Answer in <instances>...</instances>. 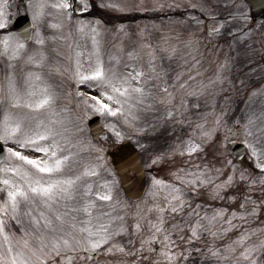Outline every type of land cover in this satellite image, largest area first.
<instances>
[{"label":"snow or ice","instance_id":"6c2138e0","mask_svg":"<svg viewBox=\"0 0 264 264\" xmlns=\"http://www.w3.org/2000/svg\"><path fill=\"white\" fill-rule=\"evenodd\" d=\"M21 2L30 13L31 21L22 32H9L2 41L4 52L13 62L25 59L26 64L42 66L45 63L46 53L43 46L49 38L45 37L41 28L46 24L58 32H63L67 27L69 35L74 28L82 38H91L93 48L87 53V66L84 62L85 50L79 45L69 57L74 61L70 69L73 78L81 83L87 82L99 92L98 95H92L91 92L78 93L83 98L85 117L89 109L101 114L110 113L115 116L127 113L130 116L137 103L145 102L146 98L152 95L143 86L145 79L152 78L144 71L134 70L121 74L116 65H105L98 39L102 24L99 20H74L75 0ZM206 4L207 0H196L191 7L202 8L206 7ZM84 5L91 6L90 0H84ZM84 5L81 10H84ZM104 6L128 11L133 4L132 0H104ZM164 6L163 3L156 4V7ZM232 7L234 14L230 15L229 19L241 26L246 25L249 20L246 0H232ZM10 9L11 0H0V30L6 29L11 16ZM223 26L221 22L213 27L212 33L218 32ZM119 29L124 30L125 25H119ZM124 34L127 35V32ZM66 38L60 36L62 40ZM51 39L55 40L56 37ZM30 41H35L38 47L32 48L25 58L24 54ZM180 43L179 36L176 37V44H171L170 36L163 39V45L170 54L175 53ZM183 43L195 50L198 42L192 36ZM143 48L150 49L151 45L144 43L141 50ZM127 55L134 58L137 53L133 50ZM115 59L119 63V57ZM132 67L135 69V65ZM152 71H155L154 66ZM41 79L38 72L29 71L21 84L13 70L7 72L0 80V145L4 147V150L0 151L3 153L0 155V185H3L0 190V264H75L77 257L85 264L93 252L127 231L124 218L114 214L118 208L126 205L117 199L113 192L114 180L103 181L99 191L88 182V178L101 168L102 148L96 149L100 153L95 158L96 163L86 164L79 172L72 171L76 167L74 158L78 153L69 149L65 154L63 145L69 141L57 128L63 121L56 118L58 114L52 109L54 94L43 85L37 88ZM136 80L140 81L139 85L133 83ZM208 83L212 85L213 81ZM186 86L187 82L181 87ZM257 91L264 93V89ZM160 92L162 95L158 96L155 102L170 106L166 109V116L173 119L177 115L183 117V101L179 105L175 104L174 93L169 92L166 87L161 88ZM45 108L49 109L51 118L48 120L40 116L41 110ZM126 122H130L127 117ZM183 122L188 123L186 119ZM256 123V118L251 117L241 126L242 133L241 129H234L224 123L222 116L217 117L210 125L207 120L197 124L193 136L170 149L171 154L182 153L191 156L205 147H211L214 153H218L214 159L220 166L203 164L193 166L194 171L180 169L177 179L188 186L189 190H195L201 185L208 186L213 194L220 198H223L227 190L233 189L235 184L241 182H247L249 189L259 186L264 194V174L256 175L253 170L238 166L228 158L230 153L224 151L230 143V137L243 134L245 139L242 142L249 150V159L256 169L264 173V123H260L258 127ZM109 127L116 132L114 125ZM116 135L123 140V133L116 132ZM5 145L15 146L5 149ZM28 149H35L42 155L26 154ZM159 159L160 157H157V160ZM152 192L154 195H162L167 208L173 213H183L185 207H190L185 199V188L179 184L156 179L153 180ZM96 198L108 202L110 212L99 211L103 205L98 204ZM229 199L237 200L238 197L234 195ZM260 208H264V200L258 202L248 195L243 197L241 210L233 211L230 217L226 218L224 209L216 210L211 215L207 212L201 215L196 209H192L186 220L174 223L169 228L164 220L165 207L155 203L148 210L155 211V220L150 219L147 212L137 211L135 214L134 226L140 234L139 247L135 252L129 251L121 244H111L105 250L108 253L119 251L128 256L136 255L135 264H140L137 254L144 252L160 257L155 264H188L193 249L182 248V245L199 241L202 234L207 232L212 240L210 246L206 245V255L211 256L215 264H264V228L242 230L228 243L217 246V238L224 237L236 228L235 222H246L249 217H255ZM78 215H83L85 219L77 220ZM24 217H27L31 231L26 230L18 236L7 229L9 220L23 223ZM220 222L226 227H216ZM185 229L188 230L187 233ZM154 242L160 244L158 249L153 248ZM82 251L86 256L80 257ZM120 264L124 262L121 261Z\"/></svg>","mask_w":264,"mask_h":264},{"label":"rangeland","instance_id":"374dc122","mask_svg":"<svg viewBox=\"0 0 264 264\" xmlns=\"http://www.w3.org/2000/svg\"><path fill=\"white\" fill-rule=\"evenodd\" d=\"M158 2L165 6L156 7ZM194 2L196 0H132L133 6L130 10L119 11L105 7L104 0H90L91 6L84 5V0H75L74 20H99L102 24L101 35L98 39L101 58L105 65H116L121 74L142 70L147 76L152 77L145 79L143 85L152 95L148 96L143 103L134 101L137 107L132 109L130 116L127 113L115 116L110 113L101 114L89 109L85 117L83 98L78 93L91 92L92 95H98L99 92L91 88L87 82L81 83L75 80L70 71L74 61L69 57L76 46L79 45L85 50V66H87V53L93 48L91 38H82L74 28L71 35L67 27L63 32H58L47 24L41 28L45 37L49 38L43 46L46 61L42 66L26 64L25 59H17L13 62L4 52L2 44L0 80L7 72L15 70L22 84L27 72H38L42 79L37 83V88L43 85L54 94L52 109L58 114L56 118L63 121L62 124L57 125V128L69 141L68 144L63 145L65 154L69 149L78 153V156L74 158L76 167L72 171L79 172L86 164L96 163L95 158L100 155L96 149L102 148L101 168L95 175L88 178V182L96 186L95 190L99 191L101 190L99 186L103 181L114 180L113 192L117 199L126 205V207L118 208L114 214L124 218L127 231L115 236L109 244L93 252L85 264H120L121 261L124 264H135L136 255L128 256L119 251L108 253L105 249L111 244H121L129 251L135 252L139 247L140 239V234L134 226L135 214L137 211L147 212L148 217L155 220V211H148L155 203L165 207V225L170 228L172 224L186 220L192 209H196L201 215L205 212L211 215L216 210L224 209L227 218L233 211L241 210L240 205L243 204L244 196L250 195L258 202L264 200V194L259 186L249 189L247 182L235 184L233 189L227 190L223 198H220L215 196L208 186L201 185L195 190H189L188 186L177 179L180 169L194 171L193 166L203 164L220 166L215 163L214 159L218 153H214L211 147H205L191 156L170 152V149L179 142L186 141L193 136L196 125L203 120H207L210 125L217 117L222 116L224 123L234 129H241V133L242 128L237 126L244 125L253 116L256 118L257 127L260 123H264V93L257 91L264 89V46H260L256 35L254 37L246 35L241 38L239 30L242 26L229 19L230 15L234 14V9L228 3L231 0H207L206 7L195 9L191 7ZM169 4L173 6L169 7ZM82 5H84V10H81ZM10 11L11 16L6 29L0 30L1 42L9 32H15L12 24L17 15L25 12L30 15L21 0H11ZM137 17L139 19L134 20ZM221 22L224 25L223 28L212 33L211 29ZM250 22L252 21L249 16L247 23ZM121 24L125 25L124 30L119 29ZM247 26L246 24L243 27L246 29ZM125 31L127 35L124 34ZM53 36L56 37L55 40L51 39ZM60 36L67 38L62 40ZM165 36L171 37V44H176V37L179 36L181 43L177 45L175 53L170 54L165 49L163 45ZM192 36L198 42L195 50L183 43ZM248 41L256 42L255 47L252 48V44ZM144 43L151 45V48L141 50V45ZM35 47H38L35 41H30L29 48L24 54L25 58ZM249 48L252 50L250 51ZM133 50L137 55L130 58L127 53ZM110 57L112 59H109ZM116 57H119V63ZM152 66L155 67V71H152ZM209 81H213V84L209 85ZM185 82L187 86L181 87L185 85ZM133 83L139 85L140 81L136 80ZM165 87L169 92L174 93L175 104L179 105L183 101V117L180 115H177L175 119L167 117L166 109L170 106L155 102L157 97L162 95L160 89ZM95 115L101 116L102 125L107 130L98 139L92 137L88 125V120ZM40 116L45 120L50 119L49 109L41 110ZM126 117L130 122H126ZM184 119L188 123H184ZM109 125H114L116 132L123 133V140H132L143 155V162L149 170V189L146 195L139 200H129L117 178L108 152L112 150L113 144L122 140L117 137L116 132H113ZM157 133L160 136H156ZM244 139L243 134L230 137V143L224 151L230 153L228 158L238 166L251 169L256 175L264 174L256 169L249 159L248 148L245 157L241 160L237 159L232 152L233 144ZM8 146L15 145H6ZM26 154L42 155L35 149L26 150ZM157 157L160 159L157 160ZM156 179L179 184L185 188V199L190 207H185L183 213L171 212L164 203L165 198L162 195H154L152 192L153 180ZM234 195L238 197L237 200L229 199ZM96 199L98 204L103 205L98 209L99 211L110 212L108 202ZM84 219L83 215L77 216L79 221ZM23 220V223L9 220L6 227L18 236L26 230L31 231L27 217ZM235 223L236 228L224 237L217 238L218 247L234 239L242 230L264 228V208L258 209L257 215L249 217L246 222L237 221ZM222 226L226 227L223 222L216 225V227ZM187 232L188 230L185 229V233ZM211 240L208 233L204 232L199 241H193L191 245H182V248L191 247L193 249L188 264H215L212 257L206 255V245L210 246ZM177 243L180 242L177 241ZM159 247L158 242L153 243L154 249ZM94 253L98 254L97 257L93 255ZM79 255L84 257L86 253L82 251ZM137 255L140 257V264L148 261L155 264V261L160 259L157 255L147 252ZM75 264H82L79 257L76 258Z\"/></svg>","mask_w":264,"mask_h":264},{"label":"water","instance_id":"95a60500","mask_svg":"<svg viewBox=\"0 0 264 264\" xmlns=\"http://www.w3.org/2000/svg\"><path fill=\"white\" fill-rule=\"evenodd\" d=\"M30 21L28 14L18 16L14 22L15 30L22 32L29 25ZM89 125L94 138H98L100 133L106 131L101 123L100 116L91 118ZM3 150V145H0V151ZM233 151L237 153V158H242L245 154L246 146L241 142L236 143ZM2 154L0 152V155ZM109 155L113 159V164L120 176L126 196L132 200H137L142 197L146 190L147 182L141 156L136 146L130 141L123 142L115 146L112 151H109ZM133 171L135 172L134 174H132Z\"/></svg>","mask_w":264,"mask_h":264},{"label":"flooded vegetation","instance_id":"af4514ba","mask_svg":"<svg viewBox=\"0 0 264 264\" xmlns=\"http://www.w3.org/2000/svg\"><path fill=\"white\" fill-rule=\"evenodd\" d=\"M232 7V0L231 2H228ZM246 5H247V11H248V16H250L251 21L250 23H247L249 26V29H244V25L240 28V36L241 38H244L246 35H251L254 37L255 35L257 36V41L259 42L260 46H264V0H246ZM258 14V18H253V14ZM248 43L252 44V48L255 47L256 42H251L248 41ZM251 51L252 49L249 48ZM146 169V168H145ZM148 172L149 170L146 169L147 173V180H148V189H149V179H148ZM147 189V190H148Z\"/></svg>","mask_w":264,"mask_h":264},{"label":"trees","instance_id":"16d2710c","mask_svg":"<svg viewBox=\"0 0 264 264\" xmlns=\"http://www.w3.org/2000/svg\"><path fill=\"white\" fill-rule=\"evenodd\" d=\"M139 17H140V16H139ZM139 17L135 18L134 20H137V19H139ZM131 20H133V19H131ZM134 20H133V21H134ZM113 21H114V20H113Z\"/></svg>","mask_w":264,"mask_h":264}]
</instances>
